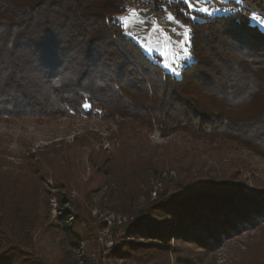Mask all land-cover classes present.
Wrapping results in <instances>:
<instances>
[{
  "label": "trees",
  "instance_id": "obj_1",
  "mask_svg": "<svg viewBox=\"0 0 264 264\" xmlns=\"http://www.w3.org/2000/svg\"><path fill=\"white\" fill-rule=\"evenodd\" d=\"M123 1L0 0V115L107 109L108 118L154 126L162 137L231 142L264 159V30L247 15L198 16L190 22L192 59L175 77L113 19L125 12ZM255 98L259 114L236 117ZM186 186L127 230L142 243L123 241L116 254L157 253L169 264L171 240L213 249L264 222V193L243 195L238 185L219 182ZM14 189L0 190V264H33V214ZM172 264L183 263L174 257Z\"/></svg>",
  "mask_w": 264,
  "mask_h": 264
},
{
  "label": "rangeland",
  "instance_id": "obj_2",
  "mask_svg": "<svg viewBox=\"0 0 264 264\" xmlns=\"http://www.w3.org/2000/svg\"><path fill=\"white\" fill-rule=\"evenodd\" d=\"M123 6L116 17H129L127 27L122 24L125 35L176 77L163 67L161 52L180 50L181 25L193 21L181 11L186 5L124 0ZM210 6L255 14L259 19L252 22L264 30V0H212ZM17 98L15 93L10 100ZM261 108L262 100L255 98L236 117L248 120ZM108 116L100 108L90 116L0 115V190L8 194L14 187V197L24 199L33 214L27 257L33 264H166V256L157 253L124 257L115 251L123 241H144L126 232L160 200L193 182L238 185L243 195L264 193V159L248 149L192 141L180 132L162 137L154 126L149 130ZM155 131L160 138L152 137ZM169 244V264L174 257L183 264H264V222L213 249L179 240Z\"/></svg>",
  "mask_w": 264,
  "mask_h": 264
},
{
  "label": "snow or ice",
  "instance_id": "obj_3",
  "mask_svg": "<svg viewBox=\"0 0 264 264\" xmlns=\"http://www.w3.org/2000/svg\"><path fill=\"white\" fill-rule=\"evenodd\" d=\"M182 3L186 5L187 11L184 10L181 11L183 12L184 15L190 16V18L193 21L200 18L193 13H202L208 17H214L216 12H220V11H223L225 13L235 12L237 13V15L240 14L239 10L235 8L219 9V8L211 7L210 5L212 4V0H182ZM133 12H135V9H133ZM113 19L116 20L117 23L123 24L125 28L129 23V17H115ZM167 19L171 21V20H175V17L172 14H169ZM253 19H259V17L253 14ZM176 23L180 24V21L176 20ZM261 23L264 24V21H261ZM181 27H183L184 31L182 34L183 39L178 41L180 45V50L171 51V52H167V51L161 52V56L164 57L162 61L163 67L173 75H179L180 69L185 67L186 62L192 59V55L190 51L192 29L187 25H181ZM237 39L239 40L241 38H237ZM148 51H152V49H148ZM62 79L63 78L61 77H57V79L53 81V84L59 86V84L62 82ZM82 106L84 108L92 107V105L87 100H85Z\"/></svg>",
  "mask_w": 264,
  "mask_h": 264
},
{
  "label": "built area",
  "instance_id": "obj_4",
  "mask_svg": "<svg viewBox=\"0 0 264 264\" xmlns=\"http://www.w3.org/2000/svg\"><path fill=\"white\" fill-rule=\"evenodd\" d=\"M152 137H153L154 139H157V138H160L161 136H160V134H159L158 132L155 131V132L153 133Z\"/></svg>",
  "mask_w": 264,
  "mask_h": 264
}]
</instances>
